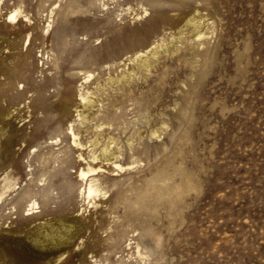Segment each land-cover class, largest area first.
Here are the masks:
<instances>
[{
	"label": "rangeland",
	"instance_id": "1",
	"mask_svg": "<svg viewBox=\"0 0 264 264\" xmlns=\"http://www.w3.org/2000/svg\"><path fill=\"white\" fill-rule=\"evenodd\" d=\"M16 2L0 0V63L5 62L0 68L16 66L14 73L27 70L29 84L21 82L19 91L31 83L49 84L44 103L63 107L67 113L65 117L57 111L37 115L34 109L43 98L36 94H28L25 102L29 108L16 95L14 101L0 97V125L14 140L9 156L14 167L9 171L23 186L25 165L33 157L32 153L26 158L28 151L45 149V144L37 147L42 138H50L49 144L57 149L66 143L55 132L58 126L66 129L76 121L77 111L96 119L108 102L117 98L115 102L122 103L113 109L112 128L104 124L94 129L89 119L85 126L91 128L80 137L85 155L91 149L87 141L92 133L99 136L100 144L106 137L117 141L124 152L119 164L125 170L104 172L115 183L104 199L96 201L95 208L73 196L55 199L46 206L39 204L33 215L21 212L8 217V210H1L0 236L23 239L38 224L55 223L62 217L74 222L77 233L62 258L49 264H264V0H183L187 7L177 11L165 5L162 18L167 20L168 16L180 25L191 15L202 16L203 25H208L207 30L203 27L206 43L200 45V39H195V44H187L190 34L183 30L185 46L175 53L168 50L160 54L144 79L127 86L128 99L115 87H105L109 77L133 66L127 31H132L128 28L134 23H126V7L119 8L115 22L123 20L114 28V20L104 22L109 14L106 8L64 21L62 13L69 0H24L21 7L30 21L5 22ZM54 3L53 12L58 13L48 19ZM107 7L113 11L110 2ZM151 11L135 21L139 35L133 42L138 41L144 51L151 42L172 40L176 31L167 25L160 27L162 18ZM47 22L51 27L42 40L41 28ZM151 28L156 35L148 34ZM47 50L49 64L41 67ZM53 56L57 69L52 66ZM48 66L49 72H44ZM53 76L56 81L60 78L61 87H50L55 83ZM95 82L102 85L101 102L83 110L78 94L94 89ZM55 90L59 94L54 95ZM154 130L157 136L150 135ZM126 138L136 150L133 157L126 153ZM1 153L0 160L7 161ZM57 169L55 164L50 173ZM118 195L122 204L111 215L114 221L108 228L112 226L113 233L125 231L129 227L121 228L119 223L129 213L141 221L132 218L124 237L107 243L110 229L99 231L97 222ZM94 236L102 245L97 252H88L86 245L93 243ZM136 244L151 250L147 260L136 256ZM1 246L12 260L9 264H39V253L28 247L18 249L5 241ZM59 247L53 246L49 252Z\"/></svg>",
	"mask_w": 264,
	"mask_h": 264
},
{
	"label": "bare ground",
	"instance_id": "2",
	"mask_svg": "<svg viewBox=\"0 0 264 264\" xmlns=\"http://www.w3.org/2000/svg\"><path fill=\"white\" fill-rule=\"evenodd\" d=\"M122 1L125 2L124 5L121 3V0H105V1L103 0H69V2L64 7L62 16L65 21L69 19V17L74 16V15H80V16L86 15L87 13H90L91 10H95L97 12V11H101L103 8H106L107 12L109 13L107 14L109 18L107 17V20L105 19L104 22L106 23V21H109L110 19L114 20V23H115L114 28H115L116 26H119L120 22L123 20V19L120 20L118 23L115 22L116 18L119 16L117 15L119 8L123 6L126 7V9L123 11L127 14L126 23H128V25L130 23H134L133 28H128V29H132V31H127L129 35V42H130L129 50L131 52V58L129 60L133 64V66L130 69L123 70V72H120V74L116 77H109L107 79V83L105 84V87H107V89L115 87L116 91L120 92L122 98L125 97L126 99H128L127 97L130 95V88H129L130 84L136 81V79H144L145 76L149 73L150 68L156 62L157 57L160 54L165 53L168 50L171 51L172 53H175L178 51L179 48H181L182 46H185L184 43L186 41L185 39L187 38V37H185V39L183 38V32L185 30L188 31V33L190 34V38H191V40L187 44L189 45L192 43L195 44V39H200V42L198 44L203 45L206 43L204 36L207 34L206 32L203 31V27L205 28V30H207L208 25L207 24L203 25L202 16L196 17L197 14L191 15L181 25L178 22H174V21L171 22V19L168 18V16H167V20L162 18L163 15L166 13V11L164 10L165 5H168L169 7H171L170 9L171 11H177L180 8L187 7L184 4L183 0H122ZM186 1H191V0H186ZM109 2L110 4L113 5V11L111 12L108 11L109 7H107ZM22 4H25L24 0H17L15 6L10 7V10L5 15L4 21L10 22V23H13V22L21 23L22 19H25L27 22H29L30 18L25 13V10L21 7ZM55 5L56 3L51 5V9L49 11L50 17H48V19H52L51 16L52 15L54 16L58 13V12L56 13L53 12V8L55 7ZM151 9L153 11H151ZM148 10L153 12L155 17L162 18V21L160 22L161 23L160 27L167 25L169 30H174V31L176 30V31L173 33L174 35H172L173 36L172 40L170 41L160 40L158 42H151L149 44V49L144 51L139 46L138 41L137 42H133V41L135 40L136 36L139 35L138 34L139 30L138 28H136L135 21L142 19V17L146 14ZM36 14H37V11H36ZM77 21L78 23H80L81 19ZM50 27H51V24L47 22L46 25L41 28L40 35H41L42 40H44L45 35L48 33V30ZM153 29L154 28H151L148 34L150 33V35H153V36L156 35L155 34L156 31ZM134 31H136V33H134ZM28 38L29 37H27V39ZM64 43H65V39L62 42V45H64ZM45 55H46L45 62H43V59L41 60V67L43 65L49 64V51L48 50L45 52ZM25 57L27 58V56ZM54 57L55 56H53V58ZM53 58L51 60L52 66L54 69H57L58 68L57 61H56L57 58L56 57L54 59ZM198 60H199V57L197 61ZM4 63L5 62L3 60L0 63V65H3ZM15 70H16V66H13L12 68H3V69L0 68V76L3 77V81L0 82V97L4 96V97H7L9 101L11 100L14 101L15 95H16L18 98L22 99L21 103L26 104V108H29V106H27L28 103L25 102V100L28 98V94L30 93L31 95L36 94L38 98L39 97L43 98L45 94L49 92V84L31 83V86L25 89L22 88L19 91L18 86L20 85V83L23 82V84H29V81H28L29 78L25 74L27 71L26 69H22L21 71H16L14 73ZM47 71L49 72V66L44 70V72H47ZM38 72L42 73L41 70ZM11 73L13 74V77L9 76V74ZM90 76L91 75H88L87 79ZM52 78L55 80L54 76ZM93 85H95L94 89L92 90L88 89L87 92L78 94L80 102L82 103L81 109L83 110L91 109L95 107L97 105V101L98 103L101 102V97L99 93L101 91L102 85L98 82L93 83ZM128 85L129 87H127ZM56 86L57 87L62 86V83H60V78L57 81L55 80V83L51 85L50 87L56 88ZM14 91H17L16 94H13ZM57 94H59V91L55 90L54 95H57ZM104 95L108 96L107 91L105 92ZM133 98H136V97H133ZM117 99H115V101ZM44 101L45 100L43 98V103L34 109L37 115L39 114L49 115V113L57 111L63 117L66 116L67 111L63 109V107H61L60 109H57L56 107L49 106V104L46 105ZM115 101L110 100L106 108L102 107V109L104 108L105 109L99 112L101 115H99V117L96 116V119L95 118L91 119L88 113L85 114V112L83 111L76 110L77 112L75 113L76 115L74 116L76 118V121L71 122L69 126L64 130H62L61 126H58L55 130L57 135L58 134L62 135L63 139L66 140V143L63 144L62 146H59L57 149H54L52 144H49L50 138L48 139L42 138L43 141L39 142L37 147H41L43 144H45L47 145L45 146V149L40 150L37 153L28 151V153L26 154V158L29 157L30 154L32 153H33L32 155L33 157L25 165L27 168L26 169L27 173L25 174L23 186H21L22 180L18 178L16 174H13L12 171H9V169H12L14 167L11 157L9 158V156H11L10 155L11 148H12V144L14 140L12 139L11 135L6 134V129H3L2 125H0V139L2 138V140H0V150L2 151L1 155H6L7 157V161L0 160V211L8 210V217H10L13 214H19L21 212H26V214L30 212V214L33 215L34 211L37 208H39V204L46 206V205H49V203H54L55 199L61 200L67 197L72 198L73 196H75L76 198H79L80 201H82L83 203H90L91 206L95 208L97 205L96 201L99 202L100 200L104 199L107 193L111 190V188L113 187L115 183V181L111 179L110 177L106 176L104 172H109V173L113 171L121 172L125 170V167L119 164L120 159L123 158L124 152H123V149H121V147L118 144H116L117 141L115 143L112 141L113 139L111 140L110 138L105 136L106 140H104V143L100 144V141L98 138L99 136H96V135L93 136V133H92V137L90 138V140L87 141L91 149L88 155H85L83 152L84 144L81 141L80 134L88 133L89 131L88 128L90 126L89 127L85 126V123L89 119L93 121V122L91 121L92 122L91 127L94 129L101 128V126L104 124H107V126L111 127V125L114 124L113 121H114V116H115L113 114V109L114 107H117L116 106L117 104L119 105V102H121L119 101L116 103ZM67 102L68 100H66V103ZM143 103H139V104H143ZM137 104H138V101H137ZM118 108H116V110ZM58 124L61 125V121H59ZM4 125L5 124H3V126ZM157 133L158 131L154 130L150 132V135L154 136ZM130 136H132V134ZM100 138L102 139V137ZM139 139L141 138L139 137ZM130 141L128 139L126 141V145H127V147L125 146L127 148L126 153L128 152L130 157H133L134 152L136 150L134 149V147H132V142ZM97 146L99 147V149L97 151H94L93 149L95 147L97 148ZM140 146L141 144L139 141L138 147ZM97 162L98 164L91 165ZM55 164L58 165V169L50 173V171H52V169L54 168ZM103 165L106 167L103 168ZM130 165H133V163L129 164V166ZM75 166H77L76 170H74V173H71V170L74 169ZM128 169L130 170L132 169V167H128ZM177 172L179 171L177 170ZM159 176L161 177L162 174ZM158 178L157 180H159ZM152 185L150 187H153ZM155 186L156 185H154L153 188H155ZM146 189L147 188H145V190ZM149 190H151V188ZM153 190L154 189H152V191ZM147 192L148 191H146V194ZM53 193L55 195H53ZM146 194L145 193L143 194L144 198L147 196ZM138 196H141V195H138ZM128 201L127 203L126 202L125 203L129 204ZM133 201H135V199H133ZM121 204H122V198H121V195H118L116 201L112 204V206L108 208L107 211H104L103 219L97 222L98 223L97 229L99 231L106 232V229L108 230L110 229L109 230L110 233L107 234V237H108L107 243H109L110 241H115V239L123 238L124 234L126 233V230L131 228L130 221L132 218H134L135 219L134 221L138 223L141 221V219L138 216H135L132 213H129L128 215H124V217L125 216L126 217L125 218L123 217L124 220L119 223L120 227L122 228V227L127 226L129 228H126V230L122 231L121 233H113L112 226L108 228V226H110V224L114 221V218H112L113 216L111 215L114 214L117 206H120ZM123 205H124V201H123ZM64 206L66 207V205ZM133 213L135 214V211H133ZM17 216H20V215H17ZM74 230H75L74 222L72 221L70 222L68 219L61 217V218L56 219L55 223H49L48 221V222H44L43 224H38L33 231H30V233L28 234L25 233L23 239L3 238L0 236V264H9L12 261L11 259H9L7 251L1 246L2 241L9 242L13 247L18 248V249H23L25 247H28L29 250L31 251L33 250L32 252L39 253L38 258H37L39 264H49L52 261H59L62 258V255L65 252H67L66 251L68 248L67 244L69 243L70 240L73 239V236L76 235L75 233H77ZM56 245L60 247L55 251L49 252L51 247L56 246ZM101 245H102L101 239L94 236L93 243L86 245V249L88 250V252H94V251L97 252L98 250H100L99 246L101 247ZM150 252L151 250L146 247L141 248L137 244L135 245V254L141 260H144V259L147 260ZM50 256H51V259H49Z\"/></svg>",
	"mask_w": 264,
	"mask_h": 264
}]
</instances>
